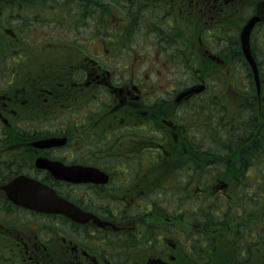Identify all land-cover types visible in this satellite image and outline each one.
<instances>
[{"label":"flooded vegetation","instance_id":"1","mask_svg":"<svg viewBox=\"0 0 264 264\" xmlns=\"http://www.w3.org/2000/svg\"><path fill=\"white\" fill-rule=\"evenodd\" d=\"M11 9L23 33L50 27L47 40L21 39L33 54L70 56L59 72L21 78L18 65L29 58L15 56V38L0 40V264H264L261 218L239 223V236L229 232L237 222L228 228L227 262L204 232L251 202L247 176L259 177L255 200L262 196L264 0H0V18ZM25 11L34 27L24 23ZM113 12L124 14L123 28ZM89 15L96 18L87 42L79 31ZM140 16L156 60L175 66L173 57L184 56L183 65H205L207 79L167 93L151 84L150 69L136 72L142 57L130 48V33ZM181 28L191 33L187 42ZM114 49L126 52L115 67ZM212 83L217 128L204 140L193 107ZM196 85H204L200 93L180 97ZM209 189L214 201L205 200ZM28 198L60 200L68 211L36 210ZM209 204L222 220L209 222Z\"/></svg>","mask_w":264,"mask_h":264},{"label":"rangeland","instance_id":"2","mask_svg":"<svg viewBox=\"0 0 264 264\" xmlns=\"http://www.w3.org/2000/svg\"><path fill=\"white\" fill-rule=\"evenodd\" d=\"M105 3H108V2H105ZM3 7L7 8L8 6L4 5ZM122 12L125 13L126 11H122ZM31 13H32L31 11H25L23 12V14L22 13L21 14L24 18V23L30 24V27H34L36 25V22H34L36 18L33 20L34 17L30 16ZM113 13L115 15V19H117V16H119L122 19L120 20L119 25H122V28H123V26L126 24V23L123 24L125 21L124 14L118 15L116 12H113ZM143 14L145 15V19H146V16L148 15V13L143 12ZM2 15L4 16L0 18V31H1L0 40L2 39L12 40L13 38H15L13 41H16V42H14L13 45L15 46L16 50H18V54H16L15 56L21 55L24 58L25 57L29 58L28 60L25 61L24 64L18 65L19 67L18 74L21 78H25L31 74L33 75L34 74H44L50 69H54L56 70L55 72H59L60 68H63L66 66L67 58L70 55L62 52L61 54H53V55L44 54V55L36 56L35 54L31 52L32 51L31 48L30 49L27 48L28 44H26L25 42H21V39H25L33 43L38 42V41L47 40L46 37H48L49 35L52 36L50 27L35 26L34 28L30 29L31 31L30 33L29 32L23 33V31L21 32V30L17 28L19 26V23L17 21L16 11L14 9L5 11ZM92 17L94 16L89 15L87 18H83L82 26L80 27V31H79V33L83 36L82 39L84 41L87 40V42L94 35V29H92L90 26L91 24L95 25L94 19L96 17H94V19ZM103 17H105V15H103L102 18L100 17V19H102L104 22L107 19L108 20L111 19V17H106V18H103ZM122 21L123 23H121ZM84 23H86L87 26H84ZM113 25L114 23L107 25L105 27L110 29ZM46 26H48V23H46ZM4 27L8 28L10 31L16 32V35L18 37L16 38L14 37V35L7 34L6 32H4L3 31ZM99 30L103 31V28H99ZM147 30H148V27L145 24V20L142 19V17L140 16L139 21H137L135 25V32L130 33V45H131L130 48H133L136 51H138L140 53V55L138 56L142 57L141 59H138L135 64V68L137 69L136 72L144 74L148 72L150 69L149 72L151 76V84L154 85L155 88L159 87L161 89H165L167 93H169L172 90H176V89L180 90L184 88L185 86L193 84L194 82L198 81V79L201 77H204V80L207 79V76L202 75L203 73L206 75L205 65L203 64H196L194 66L183 65V61L181 60L184 58V56L181 60L180 58L177 57L178 55L173 57V59L178 62L177 63L178 65H175V66L172 64L163 65L161 64V61H162L161 59L156 60L155 52L157 49H154L153 47L148 45L149 44L148 41H153L152 40L153 36L148 35ZM119 31L121 32V30H119V27H118V30L116 29L115 31L111 32V35L115 34V37L113 38L117 39L120 33ZM189 35H191L190 31L186 30L185 28H181L180 36H182V41L187 42L189 39ZM72 37L74 36H69L68 38H72ZM85 51H87L88 54H92L93 56H95L93 54L94 49L89 47L88 45L85 48ZM102 51H105V50H102ZM168 51L176 52L174 47H170ZM129 54L131 57L136 55V54L131 53V51ZM110 59L115 60V62L110 64L113 67H115L116 64H121V61L123 62L126 61L125 60L126 59L125 50L124 51H121L119 49L112 50ZM142 61H146V62L139 64ZM120 69H121V65H119L118 70ZM7 70H9L8 67H7ZM121 72H123V70H121ZM196 73H198V77L195 76ZM220 85L222 87V84ZM212 88H216L214 83L207 86L206 91L203 94L199 95L198 102L195 103V106L193 107V111L195 114H197V117H198V119L195 121L193 126L195 124L197 125L196 127L197 136L198 138H201V135H203L202 139L204 140H206L209 136H213V132L210 133L211 128H215V129L217 128V124L212 125L213 121H212L211 113L213 112V109L208 104V97L210 94V90ZM70 103L73 104V102H70ZM74 103L78 104V102H74ZM82 112H84V110H82ZM213 116H215V114H213ZM191 128H192V124H188L187 129L191 130ZM204 130L207 131V136L203 132ZM209 142H210V139L206 141V143H209ZM199 143H202V141ZM261 146L264 150V140L262 141ZM215 148H217V146H215ZM202 149H203V145L200 144V152ZM261 158L264 159L263 153L257 156L258 160H260ZM257 177L258 176H255L253 174V175L247 176V178H244L245 180H247L248 185L251 187L250 192H248V194L252 197L251 202H248L247 204L243 205L242 207L236 210H233V208L229 209V212L231 213V217L225 219L224 224L206 225L207 226L206 228L204 226V232L207 233L206 235L208 237V241L212 243L216 254L219 255L222 262H227L228 258H230V255L233 253V252H230L231 244L229 243L231 242L232 234H229L227 230H229L228 228L230 226L233 227L234 223L237 222L235 227H233V230L230 229L231 231L229 232L238 233V236H239L240 235L239 232L243 230V228H240V227H244L242 225H239V223L243 222L245 219L249 220L251 223H255L256 219L261 218V229H262V233L264 236V174L261 177L262 196L257 197L255 200V189H256L255 181L256 179L260 180L259 177L258 178ZM227 181L230 183L231 180L227 179ZM170 184L171 183H166L167 186H170ZM219 190L222 191L220 192V194H222L223 189H219ZM210 191L211 190L209 189L206 194L207 195V197L205 198L206 201H214ZM207 206L209 207V209L204 208L203 210L207 211V215L209 216V222H215L216 219L222 220L220 218L222 216L217 217V218L213 217V213L215 212V209H214L215 206L212 207V205L210 204L206 205V207ZM203 210H200V211H203ZM189 220H192V218H190ZM203 221L204 220L200 221V223H203ZM218 226H221V227L218 228Z\"/></svg>","mask_w":264,"mask_h":264},{"label":"water","instance_id":"3","mask_svg":"<svg viewBox=\"0 0 264 264\" xmlns=\"http://www.w3.org/2000/svg\"><path fill=\"white\" fill-rule=\"evenodd\" d=\"M246 34H247V31H244L243 32V39H245ZM244 52H245V55H246V57L248 59L249 64L252 66V71L254 73V78H255L256 86L258 87V79H257L256 67H255L254 62L252 61V59L249 56L247 47H244ZM203 88H204L203 85H196V86H193V87H189V88L185 89L180 94V97H188V96H190L192 94L199 93ZM22 183H25L28 186H33L35 184V183L29 182L27 180H20V182L18 184H22ZM39 192L42 193L41 190ZM26 201L28 203H32V204H28V206L32 207L33 209L40 210V211L41 210L47 211L46 210L47 209L46 208V205L50 206L51 209H53L55 212L67 213V211H68V207L66 206V204L64 202L60 201V200L58 201V200H55L54 199V203H50L49 202L46 205L44 203L43 204H40V203H37L36 204L35 201L32 198H28Z\"/></svg>","mask_w":264,"mask_h":264},{"label":"trees","instance_id":"4","mask_svg":"<svg viewBox=\"0 0 264 264\" xmlns=\"http://www.w3.org/2000/svg\"><path fill=\"white\" fill-rule=\"evenodd\" d=\"M220 147H221V146H220ZM221 178H225V177L221 176ZM233 259L235 260V257H234Z\"/></svg>","mask_w":264,"mask_h":264}]
</instances>
